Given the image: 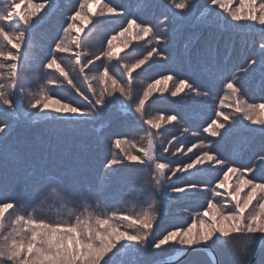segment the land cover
Instances as JSON below:
<instances>
[{
    "label": "snow or ice",
    "instance_id": "1",
    "mask_svg": "<svg viewBox=\"0 0 264 264\" xmlns=\"http://www.w3.org/2000/svg\"><path fill=\"white\" fill-rule=\"evenodd\" d=\"M156 3L161 15L155 24L137 22L135 15L126 17V26L107 39L106 47L92 53L86 47L92 29L88 32L85 29L93 24V18L125 16L127 10L105 0H81L79 9L67 18L63 35L52 49L54 53L70 54L71 59L65 62L52 55L43 67L54 70L58 78L46 77L35 92L28 91L25 95L28 83L25 69L32 62L34 47L31 34L40 22L34 18L46 7L53 11L56 3L55 0H2L0 112H7L15 119L18 108L26 101L27 109L36 111L30 113L24 109L25 116L40 113L46 118L52 112L67 122L85 123L86 120L75 118L102 119L117 110L124 117V131L113 141L118 154L104 161L95 194L118 179V173L129 166H134L131 171L141 174V184L138 195L129 194L122 201L123 207L102 203L94 199L92 189L75 187L56 176L40 180L27 200L0 197V264H144L145 255L162 247L169 254L150 264H192L182 258L200 252L214 253L217 249H227L232 254L230 264H251L248 256L252 246L258 244L264 251V175H249L253 168L236 165L234 160H226L214 149L242 121L258 126L253 131L264 135V102H249L243 94L257 70L264 74V0H237L235 7H232L234 0H208V10L201 11L209 24L221 20V13L213 11L214 7L227 14L224 22L230 18L237 27L249 26L248 22L259 25L260 53L259 59H250L223 85L224 95L215 108V119L203 128L209 137H219V140L205 137L187 148L179 141L173 145L175 137L167 141L168 146L162 139L161 128L176 121L175 115L147 114L150 97L157 90L169 91L173 76L155 79L137 96L133 74L139 77L141 73L137 70L154 57L168 58L157 45L170 41L172 24L186 18L198 3L197 0H156ZM152 4L153 0H137L136 11ZM133 41H146L151 50L142 58L129 61L132 53L126 56L121 53ZM97 61L107 62L99 66L102 70H91L90 66ZM76 80L87 85L86 91ZM65 82L87 105L81 107L55 96L49 86ZM160 85L163 87L158 88ZM186 89L193 99L210 100L209 90H201L186 79L174 81L170 94L176 97ZM11 127V123H0V134L6 137ZM169 146L174 150L170 152ZM162 153L173 157L181 153L193 155L172 167ZM260 159L264 160V156ZM213 169L222 172L214 187L197 183L176 185L173 181V177L180 179L189 170H194L190 174L196 175L212 174ZM199 191L212 194L206 208L192 215L187 226L177 225L161 237H153L163 201L181 200ZM217 197L223 199L217 200ZM211 259L215 264L214 254Z\"/></svg>",
    "mask_w": 264,
    "mask_h": 264
},
{
    "label": "trees",
    "instance_id": "2",
    "mask_svg": "<svg viewBox=\"0 0 264 264\" xmlns=\"http://www.w3.org/2000/svg\"><path fill=\"white\" fill-rule=\"evenodd\" d=\"M56 2V8L53 11H49L46 7L41 12V15L34 20H39V24L32 32V43L36 48L39 41H44L49 47V42L46 41L47 35L49 39H54V42L63 35V28L67 26L69 13H65L66 10L63 7V3ZM42 2V0H38ZM116 5L118 8L123 7L127 11L125 16H121L119 20L116 17L109 19H99L102 23L97 24L94 22L92 25V34L97 40L94 44L100 45V41L105 37L107 31H114L111 35L116 34L115 27L118 24L125 23L126 17L130 18L133 15L137 20L151 21L161 14L156 0H153V4L140 11H136L137 0H105ZM199 5V4H198ZM198 9V7H196ZM64 9V10H63ZM192 13V17L198 13V10ZM45 12L48 15L45 16ZM40 17H44L42 20ZM226 17V15L224 16ZM221 17L222 19L224 18ZM97 21V20H96ZM176 29L179 31V41L187 40V34L194 33V37L199 40L197 45H193L191 52L197 53L199 49L205 52V55H200L204 61L197 63L202 70L192 67L187 63L188 57L184 58V52L181 51L179 59H170L168 61H153L141 68V76L144 74L153 76L171 75L173 73L176 80L186 79L192 83L195 87L201 90H209L212 97L206 101L202 97L191 98V94L186 89L184 92L176 97H172L170 90L173 88L174 82L168 85L169 91H165L166 97H150L146 105H152L155 109L160 107V112L164 114H175L180 120L177 121L181 124V128L177 126L166 125L161 128V132L164 140L167 137L176 139L173 141V145H176L178 139L183 140L185 148L191 146V143L207 137L208 140H219V137H209L208 134L200 131V125H196L198 130L194 131L198 133L197 136L190 138L193 132L181 133L187 126V120H185L184 112L200 113L207 121L210 122L214 119L215 112L211 117L209 112L212 105L217 107L219 99L223 94L217 93L218 88L223 89V85L230 79L235 73L237 66H245L246 62L251 56H255L254 47L258 40L259 31L258 28L252 29L245 27H231L223 22L209 24L206 19L203 20H177L175 23ZM172 24V25H173ZM173 29V30H176ZM59 35V36H58ZM110 35V36H111ZM102 36V38H101ZM56 37V38H55ZM41 39V40H40ZM54 42L50 45L51 49H54ZM137 45V44H136ZM135 47V46H134ZM136 46L134 49H136ZM141 47V46H140ZM171 47L172 53H175L178 49V43L175 41L170 44H166L165 48L168 50ZM93 49L92 51H95ZM100 51V50H99ZM139 52H135L140 55ZM128 52L125 55H128ZM132 53V54H135ZM52 55L63 59L68 62L70 56H62L54 53L52 50L44 57L40 55L34 57V64L39 60L41 64L36 66H28L26 70L29 72V76H35L42 74V83L46 77L51 76L58 78V73L54 70H49L41 66L47 63ZM184 58V59H183ZM38 59V60H37ZM206 61V62H205ZM205 62V63H204ZM106 61H101L95 65L90 66V69L102 70L99 66ZM182 63V64H181ZM204 63V64H203ZM177 64L182 65L179 69V73L176 75ZM240 64V65H239ZM151 65V67H149ZM195 65V64H194ZM89 69V70H90ZM147 69V71H144ZM213 72L214 76H220L217 80L210 75L207 70ZM86 70V72H89ZM140 70V69H139ZM173 71V72H172ZM257 70L255 73H257ZM34 73V74H32ZM151 73V75L149 74ZM198 76H195V74ZM253 74L247 86L252 83V80L256 74ZM32 74V75H31ZM62 79V78H60ZM153 79V78H151ZM256 82L252 84L251 90L253 96L248 93L244 94L245 98L249 102L261 103L264 102V80L263 83L258 84V81L264 79V74L260 72L256 76ZM219 80V81H218ZM198 82V83H195ZM76 83L83 91H86L87 85L81 83V80H76ZM214 86H217L216 88ZM51 91L57 98H62L65 101H71L74 104H80L81 107L87 105V101H84L82 97L77 96L74 91L70 90L66 82L61 85L49 86ZM139 95L142 94V89ZM138 95V96H139ZM179 102H182L180 105ZM166 112V113H165ZM28 116H21V120L18 124L13 125L14 131L10 132L7 139H2L3 144L0 147V197L5 199H18L27 200L32 194H34L35 188L38 182L44 179L46 176H56L63 179L65 182L72 184L75 187H88L94 192V199H99L102 203L106 202L108 205L115 207H123L122 201L127 198L129 194H137L141 184L139 173L133 172L129 168H124L118 173V179L114 180L110 185H107L103 191L99 194H95L98 188V178L103 171L104 161L111 159L112 155L118 154V150L113 146V141L119 138L117 135L124 131V117L117 110H113L102 119L91 118H75L76 121L81 119L86 120L85 123L80 122H67L63 117H59L56 113L52 116H47L44 120L34 121ZM55 117V118H53ZM34 121V122H33ZM202 123V122H201ZM193 126V129L196 128ZM17 128V129H16ZM238 128H234L232 133L220 140L219 144L214 146L216 152L223 156L226 160L235 161L236 165L251 167L254 169L249 175H264V162L255 163V157L259 159L264 156V135H261L259 131H251L249 129L243 131H236ZM200 131V132H199ZM203 132V133H201ZM186 136H189L185 138ZM241 136V137H236ZM254 138V139H251ZM168 139V140H169ZM261 139V140H260ZM257 140H260L262 144H259ZM246 145V146H245ZM167 145V142L165 143ZM170 152L174 150L169 146ZM197 151L194 149V152ZM193 153H189L188 156H184L182 153L173 157L169 153H162V157L170 162V166L175 167L177 164L187 161ZM176 159H179L178 161ZM205 167H209L208 165ZM194 170H189V173H185L183 177L177 179L173 177V181L176 185H183L188 183H197L201 186L207 184L209 187H214L215 182H218L219 178H222V172L212 170V174L198 173L191 175ZM181 174H177L179 177ZM4 179V180H3ZM233 179H235L233 177ZM222 191V190H221ZM211 192L199 191L195 195H189L181 200H167L165 199L161 204V214L159 219L153 228V237L159 238L163 234H166L168 230H173L177 225H184L190 222V218L197 211H203L206 208L207 202L212 199ZM217 200H222L223 197H217ZM175 201V202H172ZM188 211V212H185ZM183 212V213H182ZM188 213V214H187ZM152 237H150L151 242ZM257 245H253L248 259L253 255ZM176 247V246H170ZM217 260L219 264H230L233 259L232 254L227 249L215 250ZM169 252L162 247L161 249H153L147 255L143 257L144 264H150L151 261L160 259ZM185 261H190L192 264H200L201 261L204 264H213L210 260L207 252H200L195 255H190L182 258ZM252 264H264V251H260L257 258H255Z\"/></svg>",
    "mask_w": 264,
    "mask_h": 264
},
{
    "label": "rangeland",
    "instance_id": "3",
    "mask_svg": "<svg viewBox=\"0 0 264 264\" xmlns=\"http://www.w3.org/2000/svg\"><path fill=\"white\" fill-rule=\"evenodd\" d=\"M58 0H55V3L57 2ZM61 1V3L62 2H64L63 3V7L65 8V10H66V12L65 13H69V15H72V14H74V12L76 11V10H78L79 9V4H80V2H81V0H60ZM60 1H59V3H60ZM37 2H38V0H37ZM197 3L199 4L197 7H198V9L197 8H194L188 15H187V17L186 18H184V20L185 21H188V20H203V19H206V18H204V17H202L201 16V11L202 10H204V11H207L208 10V0H197ZM236 3H237V0H234V3H233V5H232V7H235L236 6ZM0 4H2V0H0ZM195 9H197L198 10V13L197 14H195L194 16L195 17H192V13L195 11ZM64 10V9H63ZM175 11V10H174ZM213 11H215V12H220L221 13V17L223 16H227V14L226 13H223L222 12V10H219V9H215L214 7H213ZM41 12H43V10L41 11ZM41 15V13L36 17V18H38L39 16ZM161 15V14H160ZM159 15V16H160ZM158 16V17H159ZM111 17H113V16H105V17H94L93 18V24H94V22H96V20H99V19H103V18H107V19H109V18H111ZM118 20H119V18L121 17V16H115ZM157 17V18H158ZM131 18V17H130ZM140 21H142V20H137V22H140ZM156 21H157V19H155V21L154 22H152L153 24H155L156 23ZM146 22H148V21H146ZM220 22H223V23H225L226 25H228V26H231V27H237V26H235V22H232L231 20H230V18H228V20H227V22H224V19H222L221 18V20H220ZM249 23V26H246L247 28H252V29H255V27L256 28H258L259 29V25H254V24H251V22H248ZM93 24H89L88 25V28H86L85 29V32H88V29H91L92 28V25ZM126 25H125V23H123V25L122 24H118V26H116L115 27V29L117 30L116 31V33H118L121 29H122V27H125ZM252 26H255V27H252ZM176 27H177V25L175 24V26H174V24L172 25V28L173 29H176ZM240 28H245V27H240ZM114 31L111 29V31H107L105 34V37L100 41V45H99V43H98V46H95L94 44H96L97 43V40H96V38L94 37V35L93 34H91L89 37H88V40H87V44H86V47H87V49L89 50V51H91L92 53H96V52H98L99 50H102L104 47H106V42H107V39H109L111 36V33H113ZM178 35H179V31L176 29V30H174L173 31V33H172V37H171V39H170V41H168L166 44H170V43H173L174 41L176 42V43H178V49H177V51L175 52V53H172V49H171V47L168 49V50H166V48H165V46H166V44H161V45H157V48H158V50H160V49H162L163 50V52H164V54L168 57L167 59H159V58H156V57H154L153 58V60H151V61H149L148 63H150V62H153V61H168V60H170L171 58L172 59H179L180 58V54L179 53H181V51H183L184 53V58H186V57H188V61H187V63L189 64V65H191L193 68L194 67H196L197 69H199V70H202V68L200 67V65H197V63L199 64V63H201V62H203L204 60L202 59V58H200V57H202V56H200V55H205V52L203 51V50H201V49H199V52H197V53H192L191 52V49H192V46L193 45H197L198 43H199V40L200 39H197V37L196 38H193L194 37V33H191V34H187V40H185V42L183 41V40H181V41H179V38H178ZM59 36V35H58ZM61 36H62V34H61ZM82 36H83V34H82ZM60 37V36H59ZM59 37H58V39H59ZM50 37L47 35V39H46V41L47 42H49V47H47L46 45V43L44 42V41H39L38 42V45L39 46H37L36 48L35 47H33L32 48V50H31V56H32V62H31V66H32V64L33 65H38V67H39V65L41 64V61H39L38 59V61L36 62V64H34L35 62V60H34V57H38V56H40V55H44V57L46 56V55H48V53L49 52H51V48H50V45L54 42V39L52 40V39H49ZM56 38V37H55ZM101 38H102V36H101ZM58 39L54 42V47H55V43L56 42H58ZM147 39V38H146ZM41 40V39H40ZM260 43H261V39H260V35H258V40L256 41V45H255V47H254V50H255V56H251L249 59H248V61L250 60V59H252V58H256V59H259V53H260V48H259V45H260ZM137 44V45H136ZM136 46H138L137 48H136V51L135 52H139L140 50H143L141 53H140V55H138V54H136L135 52H133L132 50L135 48ZM141 46V47H140ZM93 49H96L95 51H92ZM151 50V46L150 45H148L147 43H146V41H133V44L128 48V49H125L122 53H121V55L122 56H126L125 55V53H128V52H132V53H135V54H132V55H130V56H128V59H129V61H133L135 58H142V56L143 55H146L147 54V52L148 51H150ZM58 55H62V56H70V54H60V53H57ZM34 56V57H33ZM71 57V56H70ZM183 58V59H184ZM247 61V62H248ZM98 62H100L101 63V61H97L96 63H98ZM105 62V61H104ZM107 62V61H106ZM206 62V61H205ZM204 62V63H205ZM247 62H246V64H247ZM112 63H115L114 61L112 62ZM203 63V64H204ZM182 64V63H181ZM195 64V65H194ZM240 65V64H239ZM145 66V65H144ZM177 66V69H176V75L179 73V69H181V67H182V65H180V64H177L176 65ZM42 67V69H43V66H41ZM143 67V66H142ZM241 67V66H240ZM239 66H237V68L235 69V73L237 72V70L240 68ZM86 70H89V69H86ZM139 73H141V69L140 70H137ZM209 73H210V75L211 76H213L214 77V80H217V78H220V76H214L213 75V72L211 71V69L210 70H207ZM173 72V71H172ZM32 74H34V73H32ZM31 74V75H32ZM150 75H151V73H149ZM195 74V73H194ZM256 75L254 76V78H253V80H252V83H250L248 86H247V89H246V91H243V94H248V93H250L252 96H253V93H252V90H251V87H252V84L254 83V82H256V76L258 75V74H260V71H258L257 73H255ZM42 74H37V75H35V76H29V72L25 69V76H26V79H27V81H28V83H27V85H26V87H25V89H24V94L25 95H27V93H28V91H33V92H35L37 89H38V85L39 84H41L42 83V76H41ZM134 75V78H135V84H134V87H135V89H136V95L138 96L139 95V92L141 91L140 89H144L146 86H147V84L148 83H151V82H153L155 79H160V78H162V76H159V77H157V76H153V77H151V78H153V79H151L150 77H149V75H147V74H144L143 76H139V77H137L136 76V73H134L133 74ZM172 76H173V78H174V81H176V79H175V77H174V75H173V73L171 74ZM195 76H198V74H195ZM124 79H126V76L124 77ZM263 80L264 79H262L261 81H258L259 83L258 84H261V83H263ZM174 81H170L169 82V84H171V83H173ZM219 81V80H218ZM195 83H198V82H195ZM160 87H163V85H160V86H158V88H160ZM215 88L217 87V86H214ZM82 89V88H81ZM262 92H264V90H262ZM217 93H219V94H223L224 95V90L223 89H221V87H219L218 88V91H217ZM160 96H163V97H166V93H165V91H163V92H161V91H159V90H157L156 92H154L153 93V95H152V97L153 98H156V97H160ZM210 97H212V94H210ZM261 97H264V95L263 96H261ZM182 102H179V104H176V105H180ZM146 107L148 108V115H155V114H164V113H162V112H160L159 110H160V107H157L158 109H155L154 108V106H152V105H150V107L148 106V105H146ZM207 108H210V110H209V112H207L211 117H213L212 116V113L213 112H215V108L216 107H214V105H212L211 107H207ZM24 109H27V103H26V101L18 108V116L15 118V119H13L10 115H8V113L7 112H0V123H11V125H12V127H11V130L9 131V133H8V135L5 137L4 136V134H0V147H1V145L3 144V142H2V139H7V137L10 135V132H12V131H14L15 129H13V125L14 124H18V122L21 120V116L22 115H24L23 114V110ZM27 111L28 112H30V113H32V112H35L36 110H33V109H27ZM225 111H230V109H225ZM166 113V112H165ZM52 112H49V115L48 116H52ZM42 115L43 114H40V113H36V115H33V116H28L29 118H31V119H33L34 121H36V120H39V121H42V120H44L45 118H42ZM164 115H175V114H171V113H166V114H164ZM184 116H185V120H187V123H189V124H187V126L185 127V129H188V133H190V132H193V133H195L194 131H196V130H198L199 128H197L196 127V125H198V124H201L200 125V131L201 130H203V128L204 127H207V124L208 123H210V122H207L206 124L205 123H203V121L205 120V121H207V119H205L204 117H203V115L202 114H200V113H194V114H192L191 113V111L190 112H184V114H183ZM25 116V115H24ZM27 117V118H28ZM214 119H215V116H214ZM33 121V122H34ZM177 121H180L177 117H176V121H173L172 123H171V126L173 127V126H177V127H180L181 128V124H178L177 123ZM202 122V123H201ZM166 125H170V124H165L164 126H166ZM193 126H195L196 128L195 129H193ZM258 126H253V125H250L247 121H242V123L240 124V125H238V126H236L235 128H238L239 130H236V131H243V130H247V129H249V130H251V131H253V129H255V128H257ZM17 129V128H16ZM199 131V132H200ZM257 132V131H256ZM181 133L183 134V133H185L184 132V130H182L181 131ZM201 133H203V132H201ZM164 136H166L164 133H162ZM206 134V133H205ZM197 136V135H196ZM187 137H189V136H186L185 138H187ZM194 136L193 135H191V137L190 138H193ZM236 137H241V136H236ZM170 137H167V138H165L164 139V142L166 143L167 141H168V139H169ZM251 139H254V138H251ZM261 140V139H260ZM260 140H257L258 141V143L259 144H262L261 142H260ZM178 141L179 142H183V140H180V139H178ZM177 141V142H178ZM177 142H176V144H177ZM246 146V145H245ZM177 161L179 160V159H176ZM254 160H256L255 161V163H261V162H264V160H261V159H259L258 157H255L254 158ZM205 166H207V165H205ZM173 167V166H172ZM4 180V179H3ZM170 191V190H169ZM172 202H175V201H172ZM185 212H188V211H185ZM183 213V212H182ZM188 214V213H187ZM257 248V247H256ZM261 251V250H260ZM260 253V252H259ZM208 256H209V258H210V260H212L211 259V256H210V254H208ZM213 263V262H212Z\"/></svg>",
    "mask_w": 264,
    "mask_h": 264
},
{
    "label": "water",
    "instance_id": "4",
    "mask_svg": "<svg viewBox=\"0 0 264 264\" xmlns=\"http://www.w3.org/2000/svg\"><path fill=\"white\" fill-rule=\"evenodd\" d=\"M256 250L255 252L253 253V255L249 258V260L251 261V264L254 262L255 258H257V256L259 255V252H260V248L257 244L256 246ZM210 254V256L212 257V255L214 254L215 255V264H219V260H217V256H216V253H211V252H208Z\"/></svg>",
    "mask_w": 264,
    "mask_h": 264
}]
</instances>
